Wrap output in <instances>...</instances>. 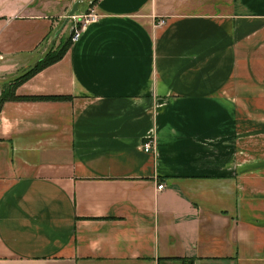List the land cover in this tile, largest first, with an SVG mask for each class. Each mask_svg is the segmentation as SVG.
Returning a JSON list of instances; mask_svg holds the SVG:
<instances>
[{
	"label": "crops",
	"instance_id": "0c3cea01",
	"mask_svg": "<svg viewBox=\"0 0 264 264\" xmlns=\"http://www.w3.org/2000/svg\"><path fill=\"white\" fill-rule=\"evenodd\" d=\"M77 2L16 89L62 100L0 107V264H264V0H0V98Z\"/></svg>",
	"mask_w": 264,
	"mask_h": 264
},
{
	"label": "trees",
	"instance_id": "16d2710c",
	"mask_svg": "<svg viewBox=\"0 0 264 264\" xmlns=\"http://www.w3.org/2000/svg\"><path fill=\"white\" fill-rule=\"evenodd\" d=\"M95 1L92 2L91 7H93ZM71 34L70 37L67 38L65 41L61 42V45L58 48L53 47L46 56L41 59L32 69L26 72L21 77L17 78L10 84L6 85L3 88L2 95L0 98V107L3 103L9 100L13 101H57L62 100V97H19L16 96V89L25 83L27 80L32 78L34 75L38 74L39 72L43 71L44 69L60 62L64 56L66 55L67 51L71 47ZM192 264V261L189 263Z\"/></svg>",
	"mask_w": 264,
	"mask_h": 264
},
{
	"label": "built area",
	"instance_id": "2783aa9c",
	"mask_svg": "<svg viewBox=\"0 0 264 264\" xmlns=\"http://www.w3.org/2000/svg\"><path fill=\"white\" fill-rule=\"evenodd\" d=\"M99 20V15L92 10L90 13L85 14L82 17H77L76 14L71 18L70 22H72L71 27V42L74 43L78 41L87 27L88 24L92 22H96ZM143 149L145 152H151L153 149L152 143L148 142L144 144ZM164 188V184L158 187V190H162Z\"/></svg>",
	"mask_w": 264,
	"mask_h": 264
},
{
	"label": "water",
	"instance_id": "95a60500",
	"mask_svg": "<svg viewBox=\"0 0 264 264\" xmlns=\"http://www.w3.org/2000/svg\"><path fill=\"white\" fill-rule=\"evenodd\" d=\"M80 2H77L72 10L69 12L66 20L64 21L63 26L60 28V30L57 32V35L60 34V32L69 24L71 18L78 12V7H79Z\"/></svg>",
	"mask_w": 264,
	"mask_h": 264
},
{
	"label": "rangeland",
	"instance_id": "374dc122",
	"mask_svg": "<svg viewBox=\"0 0 264 264\" xmlns=\"http://www.w3.org/2000/svg\"><path fill=\"white\" fill-rule=\"evenodd\" d=\"M80 1H81V0H80ZM69 27H70V26H69ZM69 27L66 26V31L69 29ZM69 33H71L70 30H68V31L66 32V35H64V36H66V38H67V36H68ZM60 45H61V42L59 41V43L55 45V48H58ZM51 49H52V48L49 47V51H50Z\"/></svg>",
	"mask_w": 264,
	"mask_h": 264
}]
</instances>
